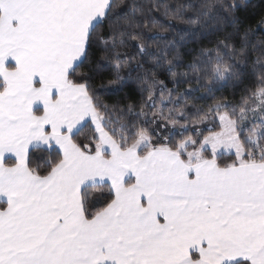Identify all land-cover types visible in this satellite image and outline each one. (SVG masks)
Segmentation results:
<instances>
[{"label": "snow or ice", "instance_id": "1", "mask_svg": "<svg viewBox=\"0 0 264 264\" xmlns=\"http://www.w3.org/2000/svg\"><path fill=\"white\" fill-rule=\"evenodd\" d=\"M249 7L0 0V264H264ZM125 90L139 100H106Z\"/></svg>", "mask_w": 264, "mask_h": 264}, {"label": "trees", "instance_id": "2", "mask_svg": "<svg viewBox=\"0 0 264 264\" xmlns=\"http://www.w3.org/2000/svg\"><path fill=\"white\" fill-rule=\"evenodd\" d=\"M248 3L250 7L241 13V19L245 25L251 26L253 29H256L258 31L257 26L259 25V16L261 12L264 11V9L261 8V0H248ZM192 48H195L198 51V46L189 45V49H192ZM128 51L129 53H131L133 49L130 47ZM105 75L107 76L108 73H106ZM248 83H250V79L245 81V84H248ZM169 86L171 87V84H169ZM243 90H244V85H241L236 88L230 86L228 88H224L222 90L217 91L215 95L216 97L224 96V97H227L230 101L239 103L240 96ZM206 95L207 93L204 92L203 90L199 93H196V98L199 100V104L204 107H207L208 105L213 103V100L211 98L200 99L201 97H205ZM129 97H132L133 100H139V96L138 95L133 96V93L129 90H125L124 92H120V93L107 96L106 100L110 103H114L117 100H120L123 102ZM189 103L191 104L192 101L190 100ZM86 134L87 133H85V135Z\"/></svg>", "mask_w": 264, "mask_h": 264}]
</instances>
